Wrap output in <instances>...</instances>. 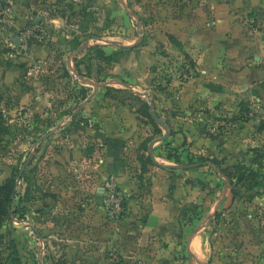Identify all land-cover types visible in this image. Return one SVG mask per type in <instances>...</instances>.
<instances>
[{"label":"rangeland","instance_id":"1","mask_svg":"<svg viewBox=\"0 0 264 264\" xmlns=\"http://www.w3.org/2000/svg\"><path fill=\"white\" fill-rule=\"evenodd\" d=\"M192 4V0H37L35 17L29 18L21 30L16 29L14 5L11 6L15 24L0 34L7 38L3 45L9 49L25 46L26 50L19 56H25L33 46L45 47L51 51L49 60L57 69L55 73L61 74L51 95L52 107L42 115H31L10 100L0 102V111L4 112L10 127V135L0 145V185L11 175L17 178L18 184L12 219L4 224L2 232L6 243L12 241L19 251L20 264H69L63 257H50L49 254L44 260L39 259L38 249L45 247L37 246L38 238L28 224V212L43 198L44 191L59 190L52 179L51 160L69 145H77L78 140L91 137L85 132L76 135L75 129L90 125L97 128L98 123L91 118L94 108L89 106L90 110L86 105L99 88H104L100 90L101 107L106 103L105 98L122 105L130 104L131 111L140 114L143 117L140 122L144 124H151V121L145 117L143 100L128 87L134 86L139 93L151 91L153 103L159 102L160 116L166 113L162 108L164 100L172 105L166 115L178 111L175 89L193 76L192 64L188 56L177 54L182 49L167 31L172 20L192 11ZM198 6L202 9L200 4ZM9 41L15 46L9 47ZM168 45L174 46L176 53H168ZM83 46L85 49L73 56ZM148 77H152L151 86H145ZM174 80L177 83L171 90L169 86ZM82 87L89 91L85 101L82 100ZM244 90L246 96L241 91H232L230 102L216 99L213 103L208 101L206 107L192 106L198 114L207 115V120L201 123L207 144H210L207 148L194 150L190 145L192 149L182 150L188 142L179 149L167 143L157 146L154 157L160 165H167L170 160L175 164L173 167L195 174L193 181H189L190 188H195L194 200L188 202L185 196L180 200V252L175 254L174 237V252L166 246L167 253L172 255L165 264H264V82ZM224 95L225 92L221 97L229 99ZM242 103L248 112H241ZM149 129L153 136L138 135L129 143L130 156H125L132 173L147 187L151 178L146 174L147 166H157L147 161L149 141L161 135L152 126ZM53 130H57L54 135L36 146L41 137ZM197 136L202 138L203 135L199 132ZM100 145L101 142L81 145L86 158L93 159V154L102 149ZM216 162L220 163V168L216 167ZM23 167L25 175L18 183ZM77 167H69L66 185L60 184L61 190L68 191V195L67 200L63 199V208H58L54 216L61 217L64 226L68 222L66 235L69 239L92 245L91 226L82 223L80 218L82 175L79 174L83 170L80 167L76 170ZM74 172L79 175L77 179L72 176ZM119 190L124 201L119 220L113 219L106 210L103 193L106 225L111 227L121 224L129 213L127 198ZM224 191L228 195L219 204ZM40 207L38 209L43 212ZM40 212L38 216L42 220ZM43 222L38 224L43 226ZM58 233L51 235L58 238ZM194 234L195 250L191 255L186 245ZM207 243L210 245L208 252ZM54 248L48 247L50 253ZM114 249L110 245L106 250V264H124L122 256ZM8 254L6 251L5 257Z\"/></svg>","mask_w":264,"mask_h":264},{"label":"crops","instance_id":"2","mask_svg":"<svg viewBox=\"0 0 264 264\" xmlns=\"http://www.w3.org/2000/svg\"><path fill=\"white\" fill-rule=\"evenodd\" d=\"M10 1L14 5L16 29L21 30L30 21L29 18L35 17L37 0ZM192 3V11L183 18L172 20L167 31L182 49L177 51L174 46L168 45V53L177 51L180 56L185 54L192 64L193 76L186 83H181L182 87L175 89L178 111L166 115L172 105L169 100H164L162 105L165 108H162L166 113L160 116L159 102L156 100L153 103L155 99L151 91L139 93L134 86L128 87L130 92L149 104L151 110H155L157 117L165 123L167 131L152 115L157 126L153 123H141L143 117L131 111L133 106L130 104L122 105L105 98L106 103L101 107L100 90L103 91L104 88H99L96 96L86 105V108H94L91 118L98 123L97 128L90 125L75 129L78 133L76 135L85 132L91 137L84 138L86 142L78 140L77 145H69L51 160L52 179L59 190L44 191L43 198L35 202L34 208L28 212L27 222L38 238L37 246L45 247H39V259L44 260L49 254L50 257H63L69 264H106L105 252L112 245L122 256L124 264H165L172 255L167 253L166 246L174 252V237L175 254L179 255L180 200L183 196L188 202L190 199L194 200L195 188H190L189 181H193L195 174L191 170L181 171L173 167L175 164L167 159V165H160L154 157L157 146L167 143L172 145L171 148L179 149L188 142V146L182 147V150L192 149L191 147L200 150L203 146L207 148L210 144H207L205 131L201 127L204 122L202 120H207V115L198 114L192 106L197 108L199 104L206 107L208 101L213 103L216 99L230 102L232 91H241L246 96L247 91L244 89L257 87L264 82V0H192ZM199 4L202 9H199ZM196 6L197 9L194 8ZM5 39V36L0 35V102L10 100L16 107L27 110L31 115H42L52 107L51 95L61 77V74L55 73L57 69L49 60L51 51L42 46H33L25 56H19L26 47L19 45L17 49H9L3 45ZM51 68L54 72H49ZM176 83L174 80L169 89H174ZM146 85H152V77L145 79ZM223 92L229 99L221 97ZM66 122L67 120L62 121L60 125ZM150 126L154 130L158 127L161 135L149 141L147 152L157 166H147L146 174L151 177L147 187L132 173L125 156H130L129 143H133L138 135H145L146 138L153 136ZM199 132L203 135L202 138L196 137ZM167 133L169 137L158 141ZM174 133L177 134L173 136ZM92 142H101L102 149L93 154V159L86 158L81 145ZM74 165L83 170L79 174L82 175L80 218L82 223L91 226L92 245L78 239H69L66 235L68 222L64 226L65 221L54 216L58 208H63V199L67 200L68 191L61 190L60 184L66 185V174L69 167L71 169ZM78 167L76 170L80 169ZM79 175L72 173L75 179ZM107 180L115 182L128 201L129 213L115 227L106 225L102 205V188ZM186 181L188 184H185ZM227 195L224 191L219 204L224 202ZM210 201L208 199V205ZM219 204L215 205L216 208ZM40 206L43 212L38 209ZM39 212L44 217L42 220L38 216ZM39 221H44L43 226L38 224ZM54 232H59L58 238L51 235ZM194 237L195 234L187 240L186 245V251L191 255L195 250ZM49 246L55 247L57 252L53 249L50 253ZM209 248L207 243V252ZM208 256L207 253V259Z\"/></svg>","mask_w":264,"mask_h":264},{"label":"trees","instance_id":"3","mask_svg":"<svg viewBox=\"0 0 264 264\" xmlns=\"http://www.w3.org/2000/svg\"><path fill=\"white\" fill-rule=\"evenodd\" d=\"M81 93H82V100L83 101L87 100V98L89 97V91L87 87H82ZM137 99L140 100L138 97ZM150 108L151 107L147 103L143 102V110L145 117L150 119L151 123L157 126L151 117ZM241 108H242L241 112H248V109L244 103L241 104ZM157 130L158 132L161 133V130L158 127ZM9 135H10V127L8 125L6 116L4 112L0 111V145H2L5 142V139ZM147 161L148 164L152 163L149 157ZM215 165L216 167L220 168V163L216 162ZM24 175L25 172H23L22 174V179ZM17 188H18L17 178L14 175H11L0 185V264H20L21 262L20 255L15 244L12 241L6 243V237L2 232L4 224L12 219V215H13L12 204L15 198H17L18 196ZM215 219H218V215H216ZM6 251H8L9 254L8 256L5 257Z\"/></svg>","mask_w":264,"mask_h":264},{"label":"built area","instance_id":"4","mask_svg":"<svg viewBox=\"0 0 264 264\" xmlns=\"http://www.w3.org/2000/svg\"><path fill=\"white\" fill-rule=\"evenodd\" d=\"M11 6L12 4L8 0H0V34L14 27L15 22ZM21 35L24 36V32ZM13 43L10 42L9 47H14ZM102 191L106 195V210L112 215L113 219L119 220L123 214V194L116 183L111 180L105 182Z\"/></svg>","mask_w":264,"mask_h":264},{"label":"water","instance_id":"5","mask_svg":"<svg viewBox=\"0 0 264 264\" xmlns=\"http://www.w3.org/2000/svg\"><path fill=\"white\" fill-rule=\"evenodd\" d=\"M15 43H17V42H15ZM84 49H85L84 46L81 47V48H79V49L76 51V53L73 54V56H77V55H78L79 53H81ZM143 96L147 97L148 94H143ZM151 115H152L153 119H154V120H155V121H156L161 127H163V128L167 131L166 126H165V123L157 117V115H156L154 109L151 110ZM54 133H55V130H53V131H51L49 134H47V135L41 137V139L36 143V146H38L39 144H41L42 142H44L45 140H47L49 137H51L52 135H54ZM167 137H169V134H168V133L166 134L165 137L159 139L158 141H164ZM152 145H153V144H152ZM152 145H151V146H152ZM150 154L152 155V150H151V149H150ZM152 160L155 161V159H154L153 156H152ZM24 171H25V167H23V168L21 169V173H20V175H19V177H18V183L21 181V177H22V174H23ZM226 181H228V180H226ZM217 208H218V207H217Z\"/></svg>","mask_w":264,"mask_h":264}]
</instances>
